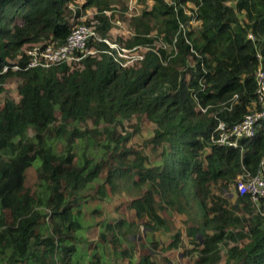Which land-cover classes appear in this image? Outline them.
Listing matches in <instances>:
<instances>
[{"label":"trees","instance_id":"16d2710c","mask_svg":"<svg viewBox=\"0 0 264 264\" xmlns=\"http://www.w3.org/2000/svg\"><path fill=\"white\" fill-rule=\"evenodd\" d=\"M72 1L0 0V94L8 78L20 80L19 102L0 104V264H112L110 255L99 253L109 244L106 234L120 241L128 231L121 230L122 221L107 223L88 255L85 206L90 196L79 192L94 187L95 196L109 197L123 181L136 187L139 197L132 196L129 206L150 231L164 225L156 214V196L169 211L200 215L189 230L210 225L213 233L198 264L213 261L217 244L242 237L233 232L236 228H246L250 241L228 248L226 264H264L262 205L236 191L233 204L221 198L239 176L264 177V121L239 148L210 139L220 122L232 127L258 108L255 73L264 70V0H175V7L150 0L153 5L134 18V34L125 41L127 48L147 49L137 67L119 68L101 53L107 48L101 42L89 44L99 52L84 58L81 70L70 71L65 63L25 68V56L17 60L19 69L11 70L10 62L22 56L24 46L65 42L72 29L67 19ZM117 3L84 0L80 8L94 9L85 23L93 21L102 38L112 27ZM191 19L196 26L190 30ZM55 112L60 121L48 133L57 122ZM134 115L155 126L147 143L161 162L148 168L141 152L120 151L128 136H118L116 125ZM88 121L91 127L80 126ZM57 143H63L61 151ZM128 154L135 156V166H129ZM31 166L39 181L33 194L23 188L24 170ZM103 183L109 185L107 194ZM213 184L220 185L221 196H210ZM144 185L148 189L142 192ZM110 251L113 258L132 262L131 253ZM138 264L154 263L141 257Z\"/></svg>","mask_w":264,"mask_h":264},{"label":"rangeland","instance_id":"374dc122","mask_svg":"<svg viewBox=\"0 0 264 264\" xmlns=\"http://www.w3.org/2000/svg\"><path fill=\"white\" fill-rule=\"evenodd\" d=\"M150 0H136V3L132 4V9H128V0H119V3L114 5V11L112 12V23L111 29L105 37L109 44H117L119 46H123L127 48L125 45V41L131 39L134 34L133 23L134 18L139 17L142 11L149 10L153 5L148 2ZM84 4V0H74L71 3H68L70 14L67 15L68 23L72 25L71 28H74L78 24L83 22H87L92 19L94 15V9L85 8L80 9ZM152 4V5H150ZM127 7V8H126ZM126 8V11L124 9ZM78 12V17L75 16L76 12ZM108 14V13H107ZM153 25L152 23L150 24ZM188 26V25H187ZM189 29H194L196 26L195 23L189 25ZM151 36H155V32H150ZM129 38V39H128ZM46 42H50L49 40L41 41L38 44H45ZM39 46V45H38ZM153 46H160V42L158 40L154 41ZM167 51H170L169 46H165ZM145 48H139L136 52L138 54H143L145 52ZM20 55L12 62L11 64H15L19 59ZM135 67L139 66V64H133ZM69 70H81L82 64H70L68 67ZM8 70V69H7ZM3 72L4 69L2 70ZM20 84V80L17 77H10L7 79L5 84L3 85V92L0 94V104L4 103L5 100L13 101L15 104L19 102V95L17 88ZM55 116L57 122L53 124V126H49L48 133L53 131L54 126L59 124L60 116L58 112H55ZM81 127H91V122H86V124H81ZM101 128V125L99 129ZM155 126L149 122L145 116H137L134 115L127 120H122L119 125H116L117 135L127 134V141L122 144L120 151L127 152V150H134L141 152L143 156L146 157L147 163H145V167H151L161 162L158 157V154L152 149L151 146L147 143L150 137L153 135V131ZM35 130H28V135L31 137L34 135ZM41 140V137H39ZM105 139V137H104ZM30 147L31 144L28 143ZM63 143H57L56 147L58 151H61ZM33 149L37 150L33 145ZM87 151H90V147L87 148ZM202 159V158H201ZM126 160L129 162V166L137 163L135 162V156L132 154H128L126 156ZM114 165L115 163L112 162ZM107 169L101 174V179H106L108 173H106ZM38 175L36 172V168L34 166L27 167L24 170V182L23 188L24 191L33 194L38 190L37 184ZM235 182L230 183L227 188L225 195H222V199L226 197L229 198V201L226 202L228 205L233 204L235 199L233 194L235 195V186H233ZM132 182L130 184H126L125 181L122 182L121 185H118L115 193L113 192L112 197H100L95 196L96 188H89L87 191L84 190L80 193L81 197L88 195L85 217L86 222L88 223L87 230L85 231V237L87 239L86 250L87 254L90 255L94 250L98 233H100L103 227L107 223L115 224L116 222L122 221L121 230L128 231L127 238L120 239V241L114 240L111 238V234L107 233V237L109 239V244L100 247L99 253L105 256L110 255L109 259H111L112 264H138L141 257L149 258L154 264H198V261L202 257L201 251L206 247L205 242H209L208 235H211L213 230L210 228V225L207 228L202 227L188 229L189 227H196L200 222V215L195 214V212H191L190 215L184 216V214H179L173 211L167 210V206L162 204L159 200V197L155 198V209L156 214H158L164 222V225L156 231H150L145 226L146 220H138L135 216L134 210L130 208L129 198L132 196H136L135 193H138L136 187L132 188ZM109 189V185L103 183V190ZM148 189V185L142 186V192ZM104 194H107V191H103ZM220 185L213 184L210 188V193L212 197L221 196L220 195ZM140 195V193H139ZM226 196V197H225ZM139 197V196H136ZM158 206L161 208H158ZM166 209H164L163 207ZM88 208V209H87ZM237 215H241L242 213L238 211ZM190 216V217H189ZM210 217V215H209ZM7 223H10L8 220ZM248 222H242L241 226H245ZM132 224V228H128V226ZM240 226V227H241ZM202 228V229H201ZM231 228L228 229L230 232ZM247 229L241 230L239 228L233 229L234 233H240L242 237H233V240L226 239L224 242L217 244L218 254L217 252L211 255L213 261L208 264H226V253L228 248L232 246L241 247L243 244H247L250 240L247 237L246 233ZM174 235L178 237L174 239ZM128 240V241H126ZM208 240V241H207ZM170 244H175L174 247H170ZM110 247L112 250L116 252L127 251L132 255V262L128 259L121 258H113V255L110 251ZM201 254V255H200ZM219 256V257H218ZM264 263V262H263ZM83 264V263H82Z\"/></svg>","mask_w":264,"mask_h":264},{"label":"built area","instance_id":"2783aa9c","mask_svg":"<svg viewBox=\"0 0 264 264\" xmlns=\"http://www.w3.org/2000/svg\"><path fill=\"white\" fill-rule=\"evenodd\" d=\"M169 6L175 7V0H162ZM136 0H128V9H132V4ZM127 8V7H126ZM127 12V11H126ZM185 14L190 16L191 13L185 10ZM193 22L192 19L190 21ZM105 43L107 48L101 53L112 58L113 62L120 68H127L138 61L142 60V54H138L137 47L124 48L117 44H109L105 38H102L95 30L94 22L78 24L71 29L70 34L62 44L46 42L45 44H28L22 48V56L26 57L25 68H43L48 69L61 63L66 65L80 63L87 56H93L99 51L94 46L97 43ZM40 43V42H39ZM92 43L93 45L89 44ZM39 45V46H38ZM260 60L261 57L257 55ZM12 70H18L16 64H12ZM6 67L4 68V71ZM256 82V102L258 108L246 114L244 118L232 127H226L220 122L214 133L211 135V142L221 147L239 148L242 139L252 138L261 128L264 121V70L259 67L255 73ZM204 111V110H201ZM235 191L239 196L249 195L250 200L256 204L262 205V214L264 215V177L261 175H242L239 176L235 183Z\"/></svg>","mask_w":264,"mask_h":264},{"label":"clouds","instance_id":"9594fccd","mask_svg":"<svg viewBox=\"0 0 264 264\" xmlns=\"http://www.w3.org/2000/svg\"><path fill=\"white\" fill-rule=\"evenodd\" d=\"M125 12H126V11H125ZM108 14H109V13H108ZM135 47H137V48H143V47H141V46H135ZM132 48H133V47H132ZM129 49H130V48H129ZM145 49H146V48H145ZM146 50H147V49H146ZM146 50H145V52H146ZM145 52H144V53H145ZM144 53L142 54V57H143V58H144ZM20 58H21V56L19 57V59H20ZM143 58H142V60H143ZM142 60H140V61H142ZM82 61H83V60H82ZM82 61H81V62H82ZM138 62H139V61H138ZM138 62H137L136 64H138ZM114 63H115V62H114ZM15 64L17 65V62H16ZM11 66H12V64H11ZM66 66L69 67L70 65H66ZM117 66H118V65H117ZM18 67H19V66H18ZM129 67H130V66H129ZM4 68H5V67H4ZM4 68H3V69H4ZM10 68H11V67H10ZM119 68H120V67H119ZM7 69H8V67H6L5 72L7 71ZM123 69H124V68H123ZM11 70H12V69H11ZM13 71H16V70H13Z\"/></svg>","mask_w":264,"mask_h":264},{"label":"crops","instance_id":"0c3cea01","mask_svg":"<svg viewBox=\"0 0 264 264\" xmlns=\"http://www.w3.org/2000/svg\"><path fill=\"white\" fill-rule=\"evenodd\" d=\"M148 2H150V3H151V1H148ZM150 5H152V4H150ZM150 7H151V6H150ZM135 180H137V179H135ZM104 191H108V190H107V189H105ZM135 194H136V196L138 195V193H135ZM113 195H114V194H113ZM114 196H115V195H114ZM136 196H135V197H136ZM110 197H111V198H113L111 194H110ZM130 200H131V197L129 198V200H128V201L130 202Z\"/></svg>","mask_w":264,"mask_h":264},{"label":"bare ground","instance_id":"6f19581e","mask_svg":"<svg viewBox=\"0 0 264 264\" xmlns=\"http://www.w3.org/2000/svg\"><path fill=\"white\" fill-rule=\"evenodd\" d=\"M55 70V69H54Z\"/></svg>","mask_w":264,"mask_h":264}]
</instances>
